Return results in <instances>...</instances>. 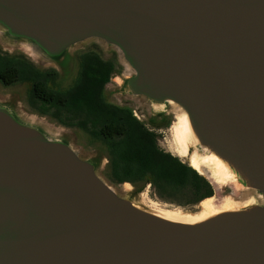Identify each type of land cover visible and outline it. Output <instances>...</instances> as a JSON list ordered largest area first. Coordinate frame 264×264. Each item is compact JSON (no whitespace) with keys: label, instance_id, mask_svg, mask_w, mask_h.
<instances>
[{"label":"water","instance_id":"water-1","mask_svg":"<svg viewBox=\"0 0 264 264\" xmlns=\"http://www.w3.org/2000/svg\"><path fill=\"white\" fill-rule=\"evenodd\" d=\"M93 40L121 54V87L150 123L183 111L190 151L218 157L248 197L167 219L136 201L146 186L107 181L102 159L0 98V264H264V0H0L4 50L69 76Z\"/></svg>","mask_w":264,"mask_h":264},{"label":"trees","instance_id":"trees-1","mask_svg":"<svg viewBox=\"0 0 264 264\" xmlns=\"http://www.w3.org/2000/svg\"><path fill=\"white\" fill-rule=\"evenodd\" d=\"M116 66L115 61L87 53L81 58L75 85L64 92L47 89L44 77L26 61L0 69V79L7 80V85L17 81L35 83L32 97L39 89L47 98L44 101L64 110L70 122L77 120L86 134L105 146L108 175L113 182H131L140 189L151 184L160 198L169 200L172 198L167 193L181 194L187 205H197L213 197V184L196 169L161 149L156 132L150 131L131 108L107 100L106 87L118 72ZM169 123L167 120L154 125L163 127Z\"/></svg>","mask_w":264,"mask_h":264},{"label":"rangeland","instance_id":"rangeland-1","mask_svg":"<svg viewBox=\"0 0 264 264\" xmlns=\"http://www.w3.org/2000/svg\"><path fill=\"white\" fill-rule=\"evenodd\" d=\"M9 50L7 51L8 55L0 52V69L5 68L9 65L19 63L22 61L29 62L42 70H51L56 69L58 72V76L56 78L57 84L59 87L68 88L75 81L79 68L81 56L85 53L89 52H97L101 55V57L105 60H115L117 62L118 72L113 76L110 83L106 87V98L109 102L129 107L133 110L135 116H137L140 120L146 123V125L153 129L158 138V144L161 149L169 152L173 156L179 158L182 162L187 163L184 159H182L175 152L177 148L176 139L174 134V124L177 121V111H170L168 120L170 121L169 125L163 127H157L154 124L150 123V118L155 116V114L151 111L149 105L144 99L140 98H131L125 94L124 89L121 87V79L129 74V70L125 67L121 54L114 48L107 47L103 42L100 41H89L82 45H79L76 49L72 51V61L74 64L73 73L69 76L64 75V71L58 67L50 66L48 62H43V60L36 54L27 52L24 53V46H12L10 45ZM27 53L32 56L27 55ZM71 68V67H69ZM71 76V77H70ZM0 98L16 101L21 113L24 117L37 122H42L46 129L52 134H62L66 137H70L75 147L79 150V152L85 157H98L101 160V163L98 166V171L100 175L108 181L110 178L108 175V169L106 168L107 160L103 157L107 156L105 146L93 140L88 134L79 129L78 127H67L62 125L56 119L50 116H41L36 110H34V102L32 98V83L27 81H17L13 84L7 85L2 82L0 79ZM179 116V115H178ZM167 121V120H166ZM164 121V122H166ZM162 122V123H164ZM175 135V136H174ZM188 164V163H187ZM189 165V164H188ZM193 168V167H192ZM199 172V171H198ZM204 174L214 185L215 194L214 196L218 198V190L215 183L210 179L209 175ZM118 190L123 189V185L119 186L114 184ZM127 188L135 189L134 185L131 183H127L125 185ZM239 192V190H237ZM147 192V193H146ZM143 195L137 196L136 201L146 206L152 210H157L158 212H172V213H200V203L197 205H187L184 204V198L181 194L177 193H167L168 196H171L172 199L164 200L159 197L156 193V190L152 185L146 186ZM231 190L226 189L222 193V198L231 194ZM241 197L232 196L231 199L227 202L230 205H234V201L242 202L247 199L248 196L239 192ZM145 194V195H144ZM148 194V195H147ZM145 196V197H144ZM213 196V197H214ZM150 199V200H149ZM219 199V198H218ZM155 203L154 206L152 202ZM231 202V203H230ZM155 207V209H153ZM159 209V210H158ZM180 210V211H179ZM182 210V211H181Z\"/></svg>","mask_w":264,"mask_h":264},{"label":"bare ground","instance_id":"bare-ground-1","mask_svg":"<svg viewBox=\"0 0 264 264\" xmlns=\"http://www.w3.org/2000/svg\"><path fill=\"white\" fill-rule=\"evenodd\" d=\"M174 130L177 144L175 152L201 174L205 173L209 175L210 179L217 187L219 199L214 196L202 201L200 203V213L197 214L179 212H160L157 214L174 221L194 223L220 211L233 208L234 205H230L227 202L232 196L241 197V194L237 191L241 190V186L238 184L228 166L213 154L200 153L197 149L193 152L190 151L192 145L194 147L196 146V139L193 136L188 116L183 111H181L180 114L177 113V121L174 124ZM226 189L231 190L232 193L222 198L221 195ZM152 204L154 206L155 203L152 202ZM153 209H155V207H153Z\"/></svg>","mask_w":264,"mask_h":264},{"label":"flooded vegetation","instance_id":"flooded-vegetation-1","mask_svg":"<svg viewBox=\"0 0 264 264\" xmlns=\"http://www.w3.org/2000/svg\"><path fill=\"white\" fill-rule=\"evenodd\" d=\"M0 52H3L5 54L8 55L7 53V50H4L3 48L0 47ZM89 53H95V54H98L100 57L101 55L97 52H89ZM87 54V53H85ZM85 54H83L82 56H84ZM81 56V58H82ZM102 58V57H101ZM103 59V58H102ZM105 60V59H104ZM108 61V60H107ZM111 61H115V60H111ZM29 63V62H28ZM31 66L34 67V69L40 73V75H42L45 79V84L47 86V89H50L54 92L58 91V92H64V91H67V90H70L74 85H75V81L72 83L71 86H69L68 88H61L59 87V85L57 84V81H56V78L58 76V72L54 69H51V70H42L40 69L39 67L29 63ZM117 70H118V67L116 66ZM56 73H54V72ZM2 82L4 84H6L7 80H3L1 79ZM28 82V81H27ZM31 82V81H29ZM32 83V91L35 87V83L31 82ZM33 98V102H34V110H36V112L41 115V116H50L54 119H56L58 122H60L62 125H65L67 127H78L79 129L82 130L81 127H79V125H77V120H74L73 122H70L69 120V115L64 111V110H58L56 108V106H54L52 103H50L49 101H44V99H47L46 96H44L42 94V92H40V90L38 89L37 90V94L35 97H32ZM60 111V112H59ZM135 115V114H134ZM137 117V116H136ZM138 118V117H137ZM139 119V118H138ZM140 120V119H139ZM142 121V120H141ZM67 122L69 124H67ZM145 123V122H144ZM146 124V123H145ZM147 126V125H146ZM147 128L150 130V131H154L153 129L149 128L147 126ZM83 131V130H82ZM155 132V131H154ZM127 183H131V182H123V183H120V184H127ZM133 184V183H131ZM134 185V184H133ZM148 185H151V184H148ZM147 185V186H148Z\"/></svg>","mask_w":264,"mask_h":264}]
</instances>
